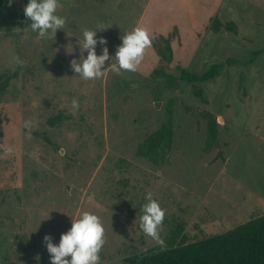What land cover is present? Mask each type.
<instances>
[{
	"label": "rangeland",
	"instance_id": "1",
	"mask_svg": "<svg viewBox=\"0 0 264 264\" xmlns=\"http://www.w3.org/2000/svg\"><path fill=\"white\" fill-rule=\"evenodd\" d=\"M59 3L65 32L46 42L22 33L31 23L23 0L0 8V264H50L45 235L58 243L83 211L105 226L101 264L224 234L264 215V0ZM216 18L236 31L216 33ZM98 25L107 28L97 36L111 55L125 32L148 30L152 45L137 71L90 81L74 75L76 38ZM170 36L168 65L153 42L163 46ZM214 65L219 75L197 84L204 99L193 84L153 75L161 68L178 78L179 67L203 74ZM171 111V153L157 164L139 157V145ZM210 116L219 139L208 151ZM148 192L165 211L163 244L138 227Z\"/></svg>",
	"mask_w": 264,
	"mask_h": 264
},
{
	"label": "clouds",
	"instance_id": "2",
	"mask_svg": "<svg viewBox=\"0 0 264 264\" xmlns=\"http://www.w3.org/2000/svg\"><path fill=\"white\" fill-rule=\"evenodd\" d=\"M59 7V0H27L23 15L31 23L22 33L28 30L35 33L39 41H55L57 31H64L67 25V18L58 14ZM104 29L107 28L99 25L95 29L84 28L80 38H76L75 45L72 44L71 54L78 47L79 58L71 60L70 68L75 76L84 81L104 79L109 72L119 75L122 71H137L144 59L145 50L152 45L148 30L136 26L119 37L121 43L115 47V54L111 55L107 39L97 36ZM98 45L102 46L99 55L96 51ZM13 61L20 62L18 57H13ZM71 107L78 109V101L73 99ZM6 151L11 152V149ZM144 199L145 203L140 208L139 230L158 244H163L158 230L163 223L165 211L151 192ZM43 242L50 264H101L100 253L106 242L105 226L97 214L83 211L71 218V227L60 234L58 243L54 242L51 235H45Z\"/></svg>",
	"mask_w": 264,
	"mask_h": 264
},
{
	"label": "trees",
	"instance_id": "3",
	"mask_svg": "<svg viewBox=\"0 0 264 264\" xmlns=\"http://www.w3.org/2000/svg\"><path fill=\"white\" fill-rule=\"evenodd\" d=\"M26 5L27 0H23ZM13 2V0H0V8ZM212 29L219 33L222 29L235 32V24H223L218 18L213 21ZM172 36L163 38V46L153 42L158 56L165 64L170 65L174 60V49ZM221 70L220 65H214L203 74L188 71L179 67L178 78L170 76L163 69L157 68L154 77L167 79L170 84L176 80L193 84L196 96L204 99V92L197 84L214 80ZM61 117L53 119L50 123L54 125ZM209 141L207 150H212L218 143L219 124L216 118L210 116ZM174 119L171 116L167 123L153 134L149 135L141 143L137 155L157 164L166 158L172 151L174 145ZM122 264H264V215L242 224L232 231L224 234L205 238L194 243L159 248L143 255L128 258Z\"/></svg>",
	"mask_w": 264,
	"mask_h": 264
},
{
	"label": "water",
	"instance_id": "4",
	"mask_svg": "<svg viewBox=\"0 0 264 264\" xmlns=\"http://www.w3.org/2000/svg\"><path fill=\"white\" fill-rule=\"evenodd\" d=\"M157 108H158V109L160 108V104L157 105Z\"/></svg>",
	"mask_w": 264,
	"mask_h": 264
}]
</instances>
